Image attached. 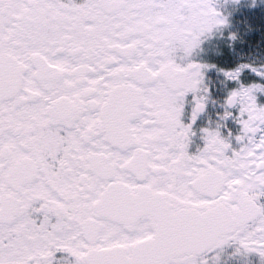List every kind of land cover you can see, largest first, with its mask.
Returning a JSON list of instances; mask_svg holds the SVG:
<instances>
[{"label":"snow or ice","instance_id":"1","mask_svg":"<svg viewBox=\"0 0 264 264\" xmlns=\"http://www.w3.org/2000/svg\"><path fill=\"white\" fill-rule=\"evenodd\" d=\"M0 264H264V0H0Z\"/></svg>","mask_w":264,"mask_h":264}]
</instances>
